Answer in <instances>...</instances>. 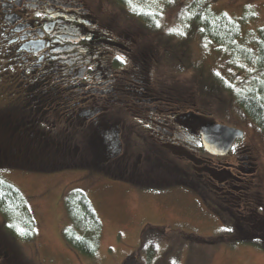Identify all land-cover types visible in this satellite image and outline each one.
<instances>
[{"label":"flooded vegetation","instance_id":"1","mask_svg":"<svg viewBox=\"0 0 264 264\" xmlns=\"http://www.w3.org/2000/svg\"><path fill=\"white\" fill-rule=\"evenodd\" d=\"M158 2L0 0V160L13 159L5 153L15 147L23 149L15 162L28 161L30 147L38 155L79 145L93 159L117 154L123 180L132 172L141 178L148 168L181 174L188 189L228 219L236 238L264 242L253 162L233 151L242 136L226 154L206 152L199 129L207 120L196 119L194 104L174 98L171 77L163 82L155 75L159 38L172 35L157 23L167 9ZM180 150L184 166L174 159ZM207 156L217 162L205 173ZM221 201L241 205L246 214L226 215ZM244 226L249 229H238Z\"/></svg>","mask_w":264,"mask_h":264},{"label":"rangeland","instance_id":"2","mask_svg":"<svg viewBox=\"0 0 264 264\" xmlns=\"http://www.w3.org/2000/svg\"><path fill=\"white\" fill-rule=\"evenodd\" d=\"M159 2L167 9L157 23L172 35L168 41L165 35L159 38L162 43L157 48L155 75L163 82L171 77L168 83L171 82L174 98L186 105L194 104L191 109L199 113L196 118L199 121L222 122L243 130L233 151L242 150L253 162V174L259 184L255 197L260 194L264 212V132L222 86L223 82L230 86L235 84L246 76L249 68L245 66L240 70L238 65H243V60L237 56H234L233 65L227 50L194 28L189 16L195 7L187 5L190 0ZM210 6L231 17L242 13L248 16L242 22V35L264 25V0H210ZM132 23L139 25L136 20ZM165 46L169 49L166 53ZM199 80L207 84L201 85ZM45 150L41 155L32 152L36 158L30 154L28 161L15 162V157L21 156L18 155L20 151L18 153L16 147L9 148L5 154L13 153L14 158L0 160L3 167L0 175L26 197L35 229L32 239L15 240L1 231L3 221L0 217V235L5 240L0 245V254L4 251L5 264H14L17 259L28 264H121L130 253L135 258L126 264H264V242L232 237L234 228L226 222L228 219L221 220L218 212L213 211L196 191L188 189L181 182V174L166 171L156 174L155 169L147 166L141 178L132 172L130 176L125 173L128 180H123L119 177L122 171L118 161L120 155H114L117 158L112 157V160L108 157L93 159L88 149L81 145L66 155H53L51 147ZM166 150L172 155V151ZM174 153L178 166L186 165L184 153L181 150ZM204 162L205 173L209 171L207 167L214 171L217 159L207 156ZM114 176L120 179L112 178ZM75 188L87 195L100 222L97 247L92 255L71 248L61 234L63 226L69 224L63 198L67 191ZM221 205L220 211L226 215L231 213L239 218L246 214L241 205L236 207L224 201ZM146 224L169 227L166 235L160 233L154 238L157 241L149 258L139 247ZM242 228L249 229L244 226L239 230L244 231ZM147 231L144 232L154 237L153 231L149 228ZM222 233L226 235L224 239L219 237Z\"/></svg>","mask_w":264,"mask_h":264},{"label":"trees","instance_id":"3","mask_svg":"<svg viewBox=\"0 0 264 264\" xmlns=\"http://www.w3.org/2000/svg\"><path fill=\"white\" fill-rule=\"evenodd\" d=\"M187 5L195 7L194 12H191L189 16L190 22L195 24L194 28L210 41L218 44L221 49L227 50L233 65L236 62L234 56H237L243 60V65L239 64L238 68L240 70L245 66L249 68L244 78L238 79L231 86L223 82L222 86L229 92V96L234 98L238 107L264 132V25L256 27L251 33L242 35V22L248 17L244 13L237 17L228 16L224 12L214 10L210 6V0H190ZM199 83L207 84L203 80H199ZM61 153L71 154L66 152V148H63ZM63 203L69 220V224L63 226L61 230L63 239L76 251L92 255L97 247L100 222L90 200L81 189L75 188L66 192ZM0 217L3 221L1 231L11 238L23 241L34 237V219L26 197L12 182L1 175ZM147 228L153 231L154 237L147 234ZM167 228L169 227L151 224L144 226L139 247L148 258L152 256L157 241L154 238L160 233L166 235ZM185 234L201 237L188 232ZM239 236L240 233L233 234L234 238ZM219 237L224 239L226 235L222 233ZM4 242L0 235V243H2L0 245ZM258 243L261 244V242ZM5 256L4 251L1 252L0 264H5L7 259ZM132 258L135 256L130 253L121 264L128 263ZM14 264L28 263L17 259Z\"/></svg>","mask_w":264,"mask_h":264},{"label":"water","instance_id":"4","mask_svg":"<svg viewBox=\"0 0 264 264\" xmlns=\"http://www.w3.org/2000/svg\"><path fill=\"white\" fill-rule=\"evenodd\" d=\"M201 143L206 152L226 154L232 141L243 135V130L217 121H205L200 125Z\"/></svg>","mask_w":264,"mask_h":264}]
</instances>
